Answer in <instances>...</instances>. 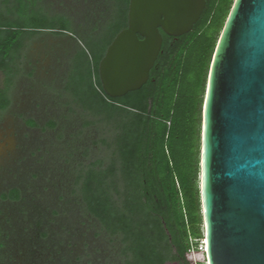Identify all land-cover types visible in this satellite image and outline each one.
<instances>
[{
    "label": "rangeland",
    "instance_id": "374dc122",
    "mask_svg": "<svg viewBox=\"0 0 264 264\" xmlns=\"http://www.w3.org/2000/svg\"><path fill=\"white\" fill-rule=\"evenodd\" d=\"M37 6L48 16H58L52 25L63 30H44L26 41L24 71L0 118V194L14 188L21 193L16 202L0 201V264H119L118 243L87 211L80 193L91 178L83 171L107 166L109 151L103 125L92 123V115L99 112L89 100L94 92L76 76L80 68L74 61L82 55L94 69L103 49L126 24L112 16L115 0H39ZM207 12L181 37L190 43L179 59L184 79L178 104L187 103L188 108L182 114L180 107L171 121L173 131L178 133L181 125L185 133L182 149L197 148L199 76L215 26H205ZM4 79L0 73V89ZM161 128L155 121L154 131ZM199 230L202 238L193 243L200 253L190 254L195 264L205 262L202 222Z\"/></svg>",
    "mask_w": 264,
    "mask_h": 264
},
{
    "label": "trees",
    "instance_id": "16d2710c",
    "mask_svg": "<svg viewBox=\"0 0 264 264\" xmlns=\"http://www.w3.org/2000/svg\"><path fill=\"white\" fill-rule=\"evenodd\" d=\"M38 2L0 0V73L5 76L0 89V118L9 108L10 92L24 71L26 41L44 30L59 29L51 21L58 16H48L37 6ZM128 2L115 0L112 16L117 14L118 22L124 20L126 24ZM232 3L233 0H206L205 26H215L199 76L195 150L181 148L185 133L181 125L178 133L173 131L171 121L180 107L182 114L188 108L187 103L178 104V88L184 79L179 59L190 43L182 42L183 36L173 38L162 34L161 53L148 82L118 99H110L101 91L98 62L91 69L86 58L75 57L74 62L80 68L76 76L86 89L94 92L89 100L99 109L98 114L92 115L95 118L92 123L103 125V143L109 151L105 154L107 166H91L83 171H89L91 178L85 192L80 193L87 211L106 235L118 243L119 264H195L190 254L193 250L200 253L193 242L202 238L197 184L201 111L212 57ZM104 52L105 48L102 56ZM73 72L76 74V70ZM179 120L185 124V119ZM155 121L162 124L158 132L154 131ZM28 124L36 125L32 121ZM80 180L83 182L82 175ZM20 197V190L14 188L1 193L0 201L16 202Z\"/></svg>",
    "mask_w": 264,
    "mask_h": 264
},
{
    "label": "water",
    "instance_id": "95a60500",
    "mask_svg": "<svg viewBox=\"0 0 264 264\" xmlns=\"http://www.w3.org/2000/svg\"><path fill=\"white\" fill-rule=\"evenodd\" d=\"M206 0H129L126 27L97 66L101 91L141 89L162 34L192 31ZM199 195L206 264H264V0H233L201 111Z\"/></svg>",
    "mask_w": 264,
    "mask_h": 264
},
{
    "label": "flooded vegetation",
    "instance_id": "af4514ba",
    "mask_svg": "<svg viewBox=\"0 0 264 264\" xmlns=\"http://www.w3.org/2000/svg\"><path fill=\"white\" fill-rule=\"evenodd\" d=\"M160 53H161V51H160ZM160 55V54H159Z\"/></svg>",
    "mask_w": 264,
    "mask_h": 264
}]
</instances>
